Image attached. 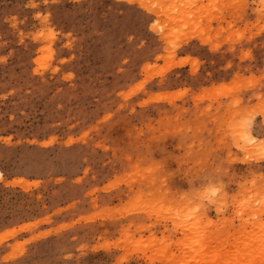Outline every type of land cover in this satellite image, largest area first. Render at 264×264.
I'll list each match as a JSON object with an SVG mask.
<instances>
[{
	"label": "rangeland",
	"instance_id": "obj_1",
	"mask_svg": "<svg viewBox=\"0 0 264 264\" xmlns=\"http://www.w3.org/2000/svg\"><path fill=\"white\" fill-rule=\"evenodd\" d=\"M0 172V264H264V0H0Z\"/></svg>",
	"mask_w": 264,
	"mask_h": 264
},
{
	"label": "bare ground",
	"instance_id": "obj_2",
	"mask_svg": "<svg viewBox=\"0 0 264 264\" xmlns=\"http://www.w3.org/2000/svg\"><path fill=\"white\" fill-rule=\"evenodd\" d=\"M0 176H2V172H0ZM13 234H14V233H13ZM13 234H12V235H13ZM9 235H11V234L9 233ZM4 237L8 238L7 234H2V235L0 236V240L3 239ZM3 240H4V239H3Z\"/></svg>",
	"mask_w": 264,
	"mask_h": 264
}]
</instances>
